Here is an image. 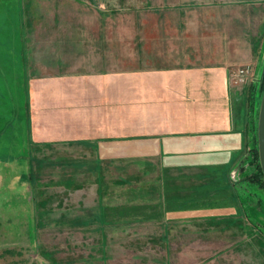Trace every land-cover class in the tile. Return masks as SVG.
Returning <instances> with one entry per match:
<instances>
[{
	"label": "rangeland",
	"instance_id": "obj_1",
	"mask_svg": "<svg viewBox=\"0 0 264 264\" xmlns=\"http://www.w3.org/2000/svg\"><path fill=\"white\" fill-rule=\"evenodd\" d=\"M182 1L211 2L0 0V264H264L257 83L238 85L250 94L252 122L231 174L238 219L229 224H137V182L145 178L137 181V158H102L85 143L55 140L37 127L40 76L70 64L63 53L69 43L85 48L93 35L122 37L132 66L138 25L165 22L167 8ZM92 22L105 24L97 31ZM257 57L262 71L264 44Z\"/></svg>",
	"mask_w": 264,
	"mask_h": 264
},
{
	"label": "crops",
	"instance_id": "obj_2",
	"mask_svg": "<svg viewBox=\"0 0 264 264\" xmlns=\"http://www.w3.org/2000/svg\"><path fill=\"white\" fill-rule=\"evenodd\" d=\"M229 2L173 3L165 22L140 23L132 66L122 37L93 35L85 48L68 44L70 64L60 72L40 76L38 128L102 158H137V177L145 176L137 178V224L238 219L231 174L245 152L252 106L230 74L243 65L261 75L264 7L262 19L255 12L264 0ZM93 23L97 31L105 24Z\"/></svg>",
	"mask_w": 264,
	"mask_h": 264
},
{
	"label": "water",
	"instance_id": "obj_3",
	"mask_svg": "<svg viewBox=\"0 0 264 264\" xmlns=\"http://www.w3.org/2000/svg\"><path fill=\"white\" fill-rule=\"evenodd\" d=\"M263 66H264V59H263ZM264 71V67L262 69ZM262 75V74H261ZM260 75V77H261ZM263 95H261L258 109V121H257V145H258V158L261 171L263 172V178H264V87L262 91Z\"/></svg>",
	"mask_w": 264,
	"mask_h": 264
},
{
	"label": "built area",
	"instance_id": "obj_4",
	"mask_svg": "<svg viewBox=\"0 0 264 264\" xmlns=\"http://www.w3.org/2000/svg\"><path fill=\"white\" fill-rule=\"evenodd\" d=\"M255 78L256 76L254 75L252 67L243 65H237V68L233 69L230 74V81L237 86L254 81Z\"/></svg>",
	"mask_w": 264,
	"mask_h": 264
},
{
	"label": "trees",
	"instance_id": "obj_5",
	"mask_svg": "<svg viewBox=\"0 0 264 264\" xmlns=\"http://www.w3.org/2000/svg\"><path fill=\"white\" fill-rule=\"evenodd\" d=\"M261 74H262L261 77H259L258 79L255 78L253 83H257L259 85L260 92L262 93L263 87H264V71H261ZM262 95H263V93H262ZM259 167H260V165H259ZM260 172H261L260 175H263L261 168H260Z\"/></svg>",
	"mask_w": 264,
	"mask_h": 264
}]
</instances>
